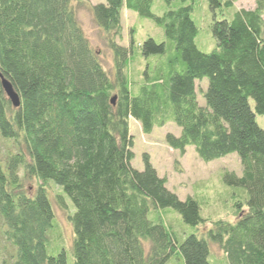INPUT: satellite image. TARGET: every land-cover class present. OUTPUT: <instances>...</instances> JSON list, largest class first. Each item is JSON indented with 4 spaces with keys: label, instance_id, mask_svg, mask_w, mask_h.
I'll return each instance as SVG.
<instances>
[{
    "label": "trees",
    "instance_id": "1",
    "mask_svg": "<svg viewBox=\"0 0 264 264\" xmlns=\"http://www.w3.org/2000/svg\"><path fill=\"white\" fill-rule=\"evenodd\" d=\"M85 1L0 0V75L19 98L14 106L0 78V137L12 144L0 161V232L13 247L0 264H68V252L72 264H217L211 244L226 264H264V129L255 120L264 115V0H206L209 51L195 42L196 0H160L159 11L154 0L90 3L109 68L78 21ZM122 7L150 18L161 39L131 33L121 44ZM130 118L144 133L172 121L179 134L166 143L193 146L204 161L235 153L240 173L221 174L235 190V219H209L196 196L179 198L147 153L134 167ZM51 184L71 224L69 249L50 236Z\"/></svg>",
    "mask_w": 264,
    "mask_h": 264
},
{
    "label": "rangeland",
    "instance_id": "2",
    "mask_svg": "<svg viewBox=\"0 0 264 264\" xmlns=\"http://www.w3.org/2000/svg\"><path fill=\"white\" fill-rule=\"evenodd\" d=\"M103 0H86L77 7L78 21L88 37L91 45L99 52L101 61L106 68L111 66V52L103 40V33L95 25L88 5ZM255 0H236L233 8H252ZM154 11L161 9V1L154 0ZM192 17L196 21L198 33L195 37L197 46L204 50H211L215 41L209 29L211 21V11L207 6L206 0H196L194 3V11ZM122 31L118 41L127 45L130 34L134 33L137 41H142L148 35L160 40L162 37V29L156 26L154 22L148 18L138 15L135 11L122 7L121 10ZM143 62L139 60L134 62L136 69H140ZM207 85V79L196 81L197 100L200 104L204 103L203 97L200 95V89ZM251 108L253 101L248 99ZM257 124L264 129V115L255 113ZM129 130L133 136L132 150L134 156L131 163L134 167L141 169L143 167L142 154L147 153L149 160L156 169L158 175L165 177L166 186L174 191L179 198L187 195L196 196L202 204V213L209 219L223 218L234 220L236 217V208L234 206V192L231 188L223 183L221 174L224 171H232L239 174L241 165L239 158L235 153H230L216 159L204 161L198 157L193 146H186L183 152L172 148L165 141V134L170 132L175 135L179 134V127L172 121H167L161 126H154L149 133H144L140 123L134 119H129ZM0 137V161L11 145L7 144ZM30 188L35 185L33 181H25ZM49 193L54 211L55 227L50 236L55 237L58 244H63L69 249L72 239V228L67 217L66 211L61 209L53 200V194L57 191V187L53 184L49 186ZM68 206L71 209L70 202ZM178 216V215H177ZM165 219L177 230L182 231L181 225L177 224V217L172 213H167ZM209 223V221H207ZM0 218V230H1ZM61 244V245H62ZM62 245V246H63ZM13 252L12 245L4 239L0 232V259L8 257ZM210 253L217 264H226L223 252L217 245H210ZM67 254L68 264H72L71 255ZM166 264H181L180 260L172 257Z\"/></svg>",
    "mask_w": 264,
    "mask_h": 264
},
{
    "label": "water",
    "instance_id": "3",
    "mask_svg": "<svg viewBox=\"0 0 264 264\" xmlns=\"http://www.w3.org/2000/svg\"><path fill=\"white\" fill-rule=\"evenodd\" d=\"M0 78H1L2 87L7 97L10 99V101L14 106H17L19 104V98L16 91L13 89L11 83L6 78H4L2 75H0Z\"/></svg>",
    "mask_w": 264,
    "mask_h": 264
}]
</instances>
